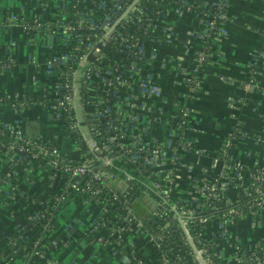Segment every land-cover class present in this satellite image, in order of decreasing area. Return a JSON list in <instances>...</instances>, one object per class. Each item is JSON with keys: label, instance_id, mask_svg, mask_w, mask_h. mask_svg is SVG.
Here are the masks:
<instances>
[{"label": "crops", "instance_id": "1", "mask_svg": "<svg viewBox=\"0 0 264 264\" xmlns=\"http://www.w3.org/2000/svg\"><path fill=\"white\" fill-rule=\"evenodd\" d=\"M59 11L63 9L58 0H0V58L14 61L10 68L0 69V123L15 125L29 137L56 140L64 154L75 160L79 158L77 141L47 116L40 101L53 92L57 81L56 73L49 72L44 64L57 52L55 39L50 32L29 35L20 24L8 19L10 13L30 19L46 18ZM225 12L222 32L211 42L210 62L189 74L204 45L205 28L188 9L170 10L157 24L162 36L149 43L154 55L147 52L139 63L142 75H153L159 92L124 88L123 100L117 103L127 123L124 138L132 142L138 139L145 146L166 143L185 112L182 131L190 144L180 152L176 184L178 194L189 198L198 197L196 181L219 168L218 147L229 130L238 132L231 153L233 165L239 169L237 183L248 182L253 165L264 167V0H229ZM121 57L120 51L114 54L115 59ZM249 67L258 86L245 89L241 83L248 78ZM27 97L36 101L22 103ZM94 97V89L89 88L88 101L76 109L81 131L87 136L94 116ZM155 168L145 166L142 172ZM51 172L36 165L0 164V264H157L149 233L139 226L106 238L92 232L91 221L102 209L96 199L84 202L65 198L51 215L47 231L29 230L25 245L4 242L26 222L29 212L51 198L56 186ZM10 176L18 188L32 195L30 202L21 201L15 191L8 194L5 180ZM125 184L122 179L116 182L119 189ZM237 187L231 185L227 190L233 201L238 199ZM157 207L154 197L145 190L131 201L137 222L145 221ZM225 232L227 239H216L222 261L264 264L263 209L207 221L206 237H219ZM236 243L258 244L263 253L256 263H250L237 254Z\"/></svg>", "mask_w": 264, "mask_h": 264}, {"label": "built area", "instance_id": "2", "mask_svg": "<svg viewBox=\"0 0 264 264\" xmlns=\"http://www.w3.org/2000/svg\"><path fill=\"white\" fill-rule=\"evenodd\" d=\"M58 2L63 11L55 12L46 18L37 16L27 19L23 15L10 13L8 19L20 24L29 35H41L44 32H50L54 37L57 52L50 54L45 59L44 64L49 72L56 73L57 81L53 92L40 101L45 106L47 116L59 122L63 129L65 125L69 134L75 131L82 133L87 141L88 150L83 151L76 140L79 158L73 160L64 154L56 140L46 141L29 137L17 129L15 125L0 123V132H3L2 129H6L7 133L13 137L11 142L0 141V147H3L5 152L10 153L7 161L10 163V159L24 160L25 165L30 166L35 165L30 158H37L44 159L46 164L52 167V178H56V186L53 195L46 201L48 206L45 208L50 219L60 201L65 198H77L84 202L90 199L98 200L102 209L91 221V229L98 238H106L107 235L113 233L123 235L129 228L140 227L144 222H137L131 210V201L134 196L131 195L130 191L134 185L129 181L130 178L128 176L118 178L110 169L114 159L121 158L124 165L131 166L138 171L139 175L151 179L149 186L141 190L147 191L153 197L154 195L159 197V199L154 197L158 206L157 210L160 209L159 213L163 216L158 225V230L150 232L144 229L149 233L157 264H172L171 259L178 258L187 251L191 253L197 264H215L209 247L204 244L199 245V247L196 245L200 244L201 237L205 236H201L199 233L191 235L189 231V227L195 219V213L200 210L195 198H191L193 206H185L175 201L172 202L171 207L165 205L172 184H176V172L181 159L180 152L190 144L184 132L179 131L177 126H173L166 143L149 146H145L138 139L132 142V140L124 138V129L127 123L117 108V103L123 100L122 90L125 88L131 91L159 92V86L155 83L153 75L151 73L142 75L139 68L140 62L137 61L142 60L147 52L149 56H153L154 53L149 50V43L158 39L159 35L162 36V33L157 30L159 21L149 17L148 12L145 11L150 7L151 2L144 5H139L138 0H58ZM228 2L229 0L212 1L211 3L218 5V9L214 12L192 11L191 0H179V6H163V17L170 10L179 12L185 8L193 13L201 27L206 25L204 45L198 51L192 72L189 74L201 68L202 61L211 57V54L207 53V50L211 49V41L208 40L210 29L216 27V17H220L219 27L220 33L222 32V25L227 20L225 9ZM141 14L149 24L156 26L155 35L141 37L134 32L129 35H122V30L130 27L127 21L139 20ZM113 43L116 44L117 48L115 53L117 51L122 53L120 59L134 58L131 60L129 67L131 72L128 77L120 72L117 63L110 65L109 69L100 70V65L111 59L110 48ZM114 54L112 59L120 60L115 59ZM13 62L11 57L0 58V69L10 68ZM247 74L248 78L241 83L242 87L247 89L250 85L258 86L250 67ZM89 88L94 89L95 103L94 116L87 136L81 131L80 122L76 117V109L79 104L88 101ZM113 95L120 97V100L109 103L110 97ZM32 101H36V99L27 97L22 103L26 104ZM112 111L116 112L123 119V122L115 123L111 117ZM183 114L185 115V112ZM184 115L180 116L179 126L185 124ZM102 121L105 122L106 136H103L99 127V122ZM237 133V130H229L223 135L217 151V159L220 162L219 168L197 180L196 187L199 197L215 198L216 190L219 187L223 188L231 183L235 186L239 185L237 183L240 178L239 169L235 168L231 160L234 138ZM12 146L16 151L22 152V155L11 150L10 147ZM89 152L93 154H88ZM28 157L29 159H27ZM145 166L156 168L152 172L143 173L142 168ZM250 176L260 181V186L254 189L260 193V196L254 197L245 206V209L253 206H257V209H263L264 171L250 173ZM118 179L124 180L126 183L124 188L119 189L116 186ZM5 181L9 186L13 182L11 179ZM249 185L250 182H247L240 186L247 188ZM14 187L15 185H12L11 189ZM246 194L250 195V192L247 191ZM17 196L21 201L26 200L24 193H18ZM101 199L105 202H101ZM110 199L116 202L109 201ZM213 206L217 205L213 204ZM169 210L173 211L171 216L167 214ZM242 211V209L231 207L227 213L222 215V218L231 216L230 214L240 215ZM45 212L33 215L28 213L26 221L34 218L37 214L40 219L41 216L45 215ZM211 218L217 219L218 217L212 216ZM202 220L204 218L201 217L200 221ZM173 223L181 229L182 244L179 246H173L172 242L163 241ZM34 231L38 232V230ZM42 231H47L46 225ZM16 241L12 240L11 243L15 244ZM37 242L38 238L34 239L35 245ZM34 244H32V249ZM214 254L219 256L217 251ZM240 255L250 263H253V259H259L258 254L250 253L246 257L243 253ZM218 260L221 261L220 256Z\"/></svg>", "mask_w": 264, "mask_h": 264}, {"label": "trees", "instance_id": "3", "mask_svg": "<svg viewBox=\"0 0 264 264\" xmlns=\"http://www.w3.org/2000/svg\"><path fill=\"white\" fill-rule=\"evenodd\" d=\"M139 1V5H144L145 3H149L151 2L150 7H148L147 9H145V11L148 12L149 17H153L154 19H157L158 21H161L164 17L162 14V11L164 10V5L168 6V7H172V6H179V0H138ZM218 5L216 3H211V2H204V3H197L195 1L191 0V9L192 11H198V10H204L207 12H214L216 11L218 8ZM158 10V11H157ZM137 14V12H136ZM143 14H141V18L134 22H132L131 20L127 21V24L130 25V27H128L127 29L122 30V35H129L130 33H137L138 35H140L141 37H145L146 35H155L156 33V26H153L152 24H149L148 21L146 19H144V16H142ZM217 21H216V27L210 29V34L208 37L209 42L213 39H215V37L220 33V25L219 22L220 17H216ZM158 26V25H157ZM206 25H203V28H205ZM117 50L116 48V44H112V47L110 48V58L108 61L103 62L100 65V70L106 69V68H110V65L117 63L119 66V70L120 72H122V74L126 77L129 76L131 69L130 64H131V60H134V58L132 57H125L122 58L120 60H114L112 59V55L115 53V51ZM207 53L211 54L213 53L212 49H208ZM211 57H207L204 61H202V65L207 64L208 62H210ZM139 62H141V60H137ZM120 100V97L117 96H111L110 97V101L109 103H112L114 101H118ZM111 117L113 118L114 122L117 123L118 121H122L123 119L121 117L118 116V114L114 111H112ZM123 122V121H122ZM184 126V125H183ZM183 126H178V130H182ZM99 127L102 130V134L103 136L107 135V131L105 130V122H99ZM3 132H0V141H12L13 137L7 133L6 129H2ZM63 132L68 135V131L66 129V126L64 125V129ZM71 137H73L75 140L78 141V143L80 144V147L82 148L83 151L88 150V145H87V141L86 139L83 137L82 133L80 131H75L72 134H69ZM14 146L10 147L11 150H13L16 153H19L20 155H22V152L16 151V149L13 148ZM5 149L3 147H0V164L7 162V160L9 159V152H5ZM88 154H93L92 152H89ZM29 159V157L27 158ZM32 159V161L35 163L36 166H41L46 168L49 171H52V167L50 165L46 164V161L44 159H37V158H30ZM10 163L12 165L18 164V165H25V161L24 160H17V159H10ZM110 169L117 175L118 178H124L126 176H128L130 178V182L134 185V188L131 189L130 193L132 196H135L141 189H145L149 186L151 179L141 176L139 175L138 171H136L134 168H132L131 166H127L124 165V163L122 162L121 158H116L114 159L113 163L110 165ZM256 171H264V167H261L259 165H253L251 167V173H254ZM59 174V173H58ZM259 176H261V174H259ZM11 179V176L8 178ZM56 180V178H53ZM12 180V179H11ZM54 181V180H53ZM248 182H250V185L247 188H244L240 185H238L237 189L239 191V195H238V199L237 200H231L228 196V187L231 185H234L233 183L231 184H227L225 187H219L216 190V194H215V198H201L198 197L195 198L196 202L199 204L200 206V210L197 211L195 213L194 216V221L192 222V225L189 227V231L190 234L193 235L194 233H199L201 234V236H205V230H206V223L208 221L209 218H211L212 216L214 217H218V220H222V215L224 213H227L229 208L231 207H236L238 209H242V213H245L247 210L251 211V210H255L257 209V206H253L249 209H245V206L254 198V197H258L260 196V193H257L254 189L258 188L260 186L259 184V180H257L255 177L250 176L248 178ZM197 183V181H196ZM14 186V189H11V186ZM16 189V190H15ZM16 193H24L25 194V202H30V200L32 199V195L30 193H28L27 191H25L24 189L18 188L16 183L13 181L9 188L8 191L9 193H11L12 191H14ZM249 191L250 195H247L246 192ZM178 186L177 184H172L171 187V192L168 196V199L165 201V205L167 207H171L172 206V202L175 201L178 204H182L185 206H193L191 203V198L189 197H185V196H180L178 194ZM11 195V194H10ZM154 195V194H153ZM154 197H156L157 199H159V197L157 195H154ZM109 201H113L116 202L115 200L110 199ZM101 202H105V200L101 199ZM213 204H216L217 206H213ZM48 204L47 202H43L39 205V207L34 210L31 211L29 213L36 214V213H41V212H45V208H47ZM263 210H264V203H263ZM160 209L157 210V212H155L153 215H151L150 217H148L142 224V226H140V229H145L148 230L150 232H156L158 230V225L160 223L161 217H163L162 215H160L159 213ZM167 214L169 216H171V214H173L172 210H169V212H167ZM233 217H237L238 214H230ZM38 214L32 218V219H28L23 225L19 226L17 229H15V231L13 233H11L10 235L7 236V238L4 239V242H9L12 240H17L16 241V245L18 244H22L25 245V240L27 238V233L29 230H38V232L42 231L45 228V225L47 227V229L50 228V217L49 214L47 212H45L44 216H41V218L39 219ZM204 218V220L200 221V218ZM40 234H36V236L38 237ZM217 238H223V239H227L228 238V234L225 232L221 235H219V237L217 236H209V237H201V243L200 244H196L198 247L199 245H206L209 248V252L212 256V260L213 263L215 264H228L227 262L224 261H220L218 260L219 256L218 254H214L216 252V239ZM164 242H172V245L174 246H179L180 244H182V238H181V229L178 228L174 223L172 224V226L169 228V232L166 233V236L163 239ZM187 247V244H185ZM236 248H237V252L243 253L246 256H248L250 253L253 254H258L259 257L261 256V254L263 253V249L260 245L258 244H253V245H243V244H239L236 243ZM0 251H1V242H0ZM256 259H253V263H256ZM249 262V261H248ZM171 263L172 264H197V261L194 260L192 258V255L190 252H186L185 254L181 255L178 258L175 259H171Z\"/></svg>", "mask_w": 264, "mask_h": 264}, {"label": "water", "instance_id": "4", "mask_svg": "<svg viewBox=\"0 0 264 264\" xmlns=\"http://www.w3.org/2000/svg\"><path fill=\"white\" fill-rule=\"evenodd\" d=\"M50 36V35H49Z\"/></svg>", "mask_w": 264, "mask_h": 264}]
</instances>
